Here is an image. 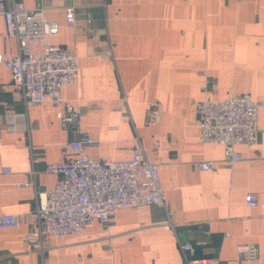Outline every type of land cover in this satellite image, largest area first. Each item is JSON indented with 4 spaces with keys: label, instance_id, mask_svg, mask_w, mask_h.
I'll return each mask as SVG.
<instances>
[{
    "label": "crops",
    "instance_id": "crops-1",
    "mask_svg": "<svg viewBox=\"0 0 264 264\" xmlns=\"http://www.w3.org/2000/svg\"><path fill=\"white\" fill-rule=\"evenodd\" d=\"M13 1L41 5L59 26L52 42L77 52L78 82L63 96L80 115L77 124H65L58 117L64 104L26 101L0 64V214L24 217L19 226L0 229V264H187L183 243L194 245L189 258L208 264H264V106L258 144L237 145L241 158L231 165L222 144L199 141L196 110L207 96L264 100V0L7 4ZM107 51L112 58L101 59ZM17 53L0 17V54ZM123 115L129 120L121 122ZM85 133L96 140L85 150L106 160L130 158L139 140L152 161L163 163L166 206L123 208L82 234L46 235L50 247L40 252L25 234L33 228L37 193L56 181L47 166L74 158L71 142ZM201 160L216 161L215 169L201 170ZM28 181L32 185L17 186ZM249 192L257 196L255 206L246 204ZM248 244L258 255L240 258L238 245Z\"/></svg>",
    "mask_w": 264,
    "mask_h": 264
},
{
    "label": "built area",
    "instance_id": "built-area-1",
    "mask_svg": "<svg viewBox=\"0 0 264 264\" xmlns=\"http://www.w3.org/2000/svg\"><path fill=\"white\" fill-rule=\"evenodd\" d=\"M0 17L5 20L7 34L15 37L18 53L12 56L0 54V64L12 73V85L19 89L26 101L49 102L54 106L64 104L58 117L62 123L75 125L80 112L73 104L66 102L63 90L76 84L79 78V56L76 51L52 42L59 33V26L45 16L41 5L28 8L22 2L0 0ZM67 22L76 21L74 8L67 11ZM110 51L101 59H111ZM207 89V82L203 83ZM0 105L4 101L0 100ZM264 100L252 98L249 94H232L226 98L205 97L197 104L199 136L202 143H219L225 149L228 165L240 160L236 150L240 144L256 145L259 141L260 108ZM11 121L13 114L8 116ZM129 120L123 115L121 122ZM96 140L85 133L82 138L71 142L75 157L52 162L47 170L56 177L53 187L37 193V204L30 213L33 228L25 234V240L35 243L40 252L50 247L44 236L63 237L67 234H82L84 229L96 221L106 222L116 211L143 205L166 206V191L160 183L159 167L144 153L137 140L133 154L128 159L106 160L92 157L84 148ZM159 143V142H158ZM157 143V144H158ZM217 162L201 160V170L215 169ZM10 167L2 172L8 173ZM35 173V170H33ZM31 182L17 186H30ZM246 204L255 206L257 196L246 195ZM171 219L165 223L172 226ZM24 221L21 214L1 213L0 229L19 226ZM187 264H208L206 260L192 259L188 253L194 250L193 243L180 244ZM240 258H254L258 255L255 245H238Z\"/></svg>",
    "mask_w": 264,
    "mask_h": 264
}]
</instances>
